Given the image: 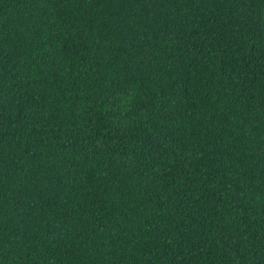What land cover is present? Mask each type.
<instances>
[{
    "label": "trees",
    "instance_id": "1",
    "mask_svg": "<svg viewBox=\"0 0 264 264\" xmlns=\"http://www.w3.org/2000/svg\"><path fill=\"white\" fill-rule=\"evenodd\" d=\"M0 264H264V0H0Z\"/></svg>",
    "mask_w": 264,
    "mask_h": 264
}]
</instances>
